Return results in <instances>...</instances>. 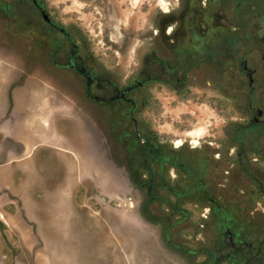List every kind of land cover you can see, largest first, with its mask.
Wrapping results in <instances>:
<instances>
[{
    "label": "flooded vegetation",
    "instance_id": "obj_1",
    "mask_svg": "<svg viewBox=\"0 0 264 264\" xmlns=\"http://www.w3.org/2000/svg\"><path fill=\"white\" fill-rule=\"evenodd\" d=\"M117 2L86 0L87 12L100 14L86 30L78 15L67 17L64 6L49 0H0V47L20 57L0 86V264H51L34 212L9 183L5 171L14 158L28 156L29 149L24 138L4 124H13L20 116L24 123L28 108L48 109L70 129L77 126L85 141L99 142L112 163L127 175L129 184L123 192L137 193L136 198H123L113 192L112 196L123 199L117 206H105L139 220L132 231L141 244L157 237L153 241L167 251L168 231L155 219L171 221L175 229L170 241L186 250L187 242L175 237L189 229L193 213L162 212L156 204L143 210L144 190L135 182L139 170L135 162L140 150L157 140L151 128L153 119L147 116L151 104L160 105L159 94L167 90L178 101L198 103L208 97L209 104L219 108L221 83L226 80L233 90L227 97L234 102L245 99L248 123L264 121V0H161L160 9L156 0H149L145 3L149 28L142 37L146 45L138 49L135 66L126 75L109 63L116 61L111 53L104 57L96 52L95 45L101 40L98 34L92 36L100 24L112 27L103 20L110 11L116 12ZM44 114L38 120L37 135L42 140H65ZM64 150L72 152L70 147ZM171 175L176 176L175 170ZM43 205L45 214L47 205ZM201 217H209V211ZM140 220L159 230L156 234L140 230ZM193 224L202 227L200 222ZM191 231L203 233L201 229ZM224 240L229 251L219 249L213 261L204 251L196 254L194 260L205 256L198 262L187 253L177 254L185 264H245L228 259L238 246L230 230L225 231Z\"/></svg>",
    "mask_w": 264,
    "mask_h": 264
},
{
    "label": "rangeland",
    "instance_id": "obj_2",
    "mask_svg": "<svg viewBox=\"0 0 264 264\" xmlns=\"http://www.w3.org/2000/svg\"><path fill=\"white\" fill-rule=\"evenodd\" d=\"M148 1L118 0L115 3L116 12L110 11L103 20L112 23V27L100 24L92 33L93 37L98 34L101 40L95 45L96 52L104 57L111 53L116 61L109 63L123 75L133 70L137 61L136 52L146 45L142 37L149 28L148 8L145 5ZM85 2L49 0L50 4L64 6L63 14L67 17L78 15L82 26L88 30L92 28L90 20L94 16L100 17V14L88 13ZM156 2V8L160 9L161 0ZM110 30L111 34L108 32ZM8 49L0 47V86L15 59L18 63L20 61L19 55ZM221 90L219 108L211 106L208 97L198 103L185 99L178 101L173 93L163 90L159 94L160 105L152 103L147 112V116L153 119L151 128L174 147L178 146V140L193 145L208 142L223 146L228 138V126L232 122L248 124V121L245 119V99L240 97L236 102L229 99L227 95L233 90L226 80L222 81ZM26 112L24 123L21 120L24 116H20L15 123L4 124L24 138L29 149L26 152L28 156L14 158L10 166H5V171L9 183L34 212L49 247L46 255H50L51 264H185L177 252L171 249L167 251L160 247L157 240L154 242L157 237L154 241L150 239L141 244L137 233L132 231L139 220L127 217L114 207L105 206L109 203L117 206L125 196L136 198L137 193L123 192L122 188L126 189L129 184L127 175L112 163L109 153L102 151L98 141H85L78 135L77 126L70 129L48 109L28 108ZM43 112L46 122L55 125L65 140H42L37 135L41 127L38 120ZM68 147L73 153L64 150ZM113 192L123 198H115ZM43 204L48 208L44 209L45 214L41 210ZM189 209L193 213L190 227L175 238L186 241L191 248L208 244V230L193 223L200 221L203 218L201 215L208 214L209 209L195 204H190ZM139 228L151 234L159 230L158 226L147 225L143 220H140ZM200 229L203 230L202 234L191 231ZM203 260L205 256H199L196 262Z\"/></svg>",
    "mask_w": 264,
    "mask_h": 264
},
{
    "label": "trees",
    "instance_id": "obj_3",
    "mask_svg": "<svg viewBox=\"0 0 264 264\" xmlns=\"http://www.w3.org/2000/svg\"><path fill=\"white\" fill-rule=\"evenodd\" d=\"M155 134V145L144 146L135 162L139 169L135 182L144 190V212L155 204L162 212L179 209L192 213L190 204L209 208V217L198 221L209 232L208 244L186 250L170 241L175 229L171 221L155 219L168 231L167 246L187 253L192 261L204 251L213 261L219 249L229 251L224 233L230 230L238 246L228 259L264 264V121L232 122L223 146L185 141L174 147Z\"/></svg>",
    "mask_w": 264,
    "mask_h": 264
},
{
    "label": "water",
    "instance_id": "obj_4",
    "mask_svg": "<svg viewBox=\"0 0 264 264\" xmlns=\"http://www.w3.org/2000/svg\"><path fill=\"white\" fill-rule=\"evenodd\" d=\"M261 112H262V110H259V111H258V114L260 115V114H261ZM229 234H230V233H229V232H227V234H226V235H227V238L229 239L228 241H229V242H231V239H230V235H229Z\"/></svg>",
    "mask_w": 264,
    "mask_h": 264
},
{
    "label": "bare ground",
    "instance_id": "obj_5",
    "mask_svg": "<svg viewBox=\"0 0 264 264\" xmlns=\"http://www.w3.org/2000/svg\"><path fill=\"white\" fill-rule=\"evenodd\" d=\"M196 144H198V142L195 141ZM182 144V140H178V146H180Z\"/></svg>",
    "mask_w": 264,
    "mask_h": 264
}]
</instances>
